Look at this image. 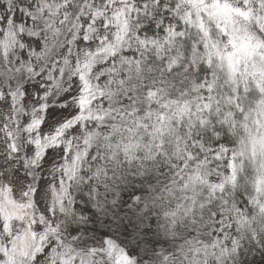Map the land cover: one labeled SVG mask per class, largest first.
I'll use <instances>...</instances> for the list:
<instances>
[{"label": "snow or ice", "instance_id": "obj_1", "mask_svg": "<svg viewBox=\"0 0 264 264\" xmlns=\"http://www.w3.org/2000/svg\"><path fill=\"white\" fill-rule=\"evenodd\" d=\"M0 264H264V0H0Z\"/></svg>", "mask_w": 264, "mask_h": 264}]
</instances>
